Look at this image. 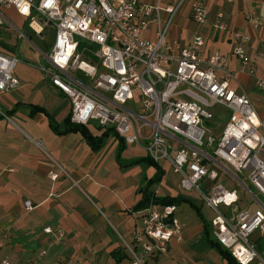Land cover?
<instances>
[{
  "label": "built area",
  "instance_id": "1",
  "mask_svg": "<svg viewBox=\"0 0 264 264\" xmlns=\"http://www.w3.org/2000/svg\"><path fill=\"white\" fill-rule=\"evenodd\" d=\"M184 1L164 8L160 0L154 5L141 0H0V27L2 9L13 8L39 39L53 32L49 67L40 70L69 98L70 121H94L124 143L142 147L154 163H169L180 177L179 189L194 191L214 213L213 241L236 264H264V248L259 247L264 240V119L246 95L229 87L233 73L227 55H207L201 35L189 45L168 36ZM207 1L191 3V18L198 25L208 22ZM246 20L256 30L264 26V17L255 12ZM218 28L227 30V25ZM233 39V54L253 76L245 52L250 37L236 32ZM82 44L96 48L94 63L81 59ZM18 63L17 57L0 52V95L20 86L14 76ZM255 84L264 93V79L256 78ZM222 177L239 183L255 209H235L239 191L227 187ZM25 207L30 210L31 204ZM179 234L174 205L145 209L142 233L135 237L138 248L126 245L129 264L166 254ZM0 264L17 263L5 258Z\"/></svg>",
  "mask_w": 264,
  "mask_h": 264
},
{
  "label": "crops",
  "instance_id": "2",
  "mask_svg": "<svg viewBox=\"0 0 264 264\" xmlns=\"http://www.w3.org/2000/svg\"><path fill=\"white\" fill-rule=\"evenodd\" d=\"M158 1L141 0L149 5ZM160 4L174 7L163 5L162 0ZM206 6L208 22L198 25L191 18L190 4L186 29L176 40L189 45L195 35H201L207 55L215 51L227 55L233 73L229 87L246 95L264 119V93L255 84L256 78L264 79V26L256 30L246 20L250 12L264 17V0H208ZM2 15L0 52L17 57L20 39L30 41L29 32L36 36L15 9H2ZM220 23L227 30H220ZM236 32L250 37L245 52L255 70L253 76L233 54ZM43 50L37 48L46 57ZM29 65L18 63L14 76L20 86L0 95V259L10 260L16 254L17 264H123L125 258L129 264L126 245L136 246L144 210L160 211L165 198L180 200L175 205L180 234L169 242L167 253L172 246L206 232V224L211 228L195 204L181 195L179 184L177 191L156 190L164 184L166 171H173L169 163L159 164L164 172L159 181L147 152L124 143L112 130L98 124L93 130L91 122L84 125L93 140L101 141L96 146L80 132L64 133L69 98L44 76L42 65L36 66L42 75L30 77L34 69ZM37 107L43 111H36ZM182 202L194 208L192 203L202 222L194 224L193 217L179 212ZM238 204L235 209H241ZM47 227L51 233L45 232ZM166 254L149 257L146 264Z\"/></svg>",
  "mask_w": 264,
  "mask_h": 264
},
{
  "label": "rangeland",
  "instance_id": "3",
  "mask_svg": "<svg viewBox=\"0 0 264 264\" xmlns=\"http://www.w3.org/2000/svg\"><path fill=\"white\" fill-rule=\"evenodd\" d=\"M157 1V0H155ZM180 0H162L163 5H172L176 6L177 3ZM191 4V0H185L184 3L179 8L178 12L176 13L173 23L170 27L168 36L170 38L179 39L181 36V32H183L186 29L185 24V15L187 14L189 7ZM9 30L8 33H12L8 25L6 26ZM30 36V41H27L25 39L18 42V48L20 49V52L17 53V57L19 60V63H28L30 64L29 67H32L30 74H28L30 77H37V75H42L40 70L38 69V65H42L45 67H49V62L47 57L44 55H40V53L37 51V48L41 47L45 49L46 45L52 46L55 38L54 33L51 32L47 36H45L44 42L40 41L36 37L32 36L30 32L28 33ZM82 51H85L84 49ZM50 52L46 53L47 55ZM81 59L83 58V54L80 53ZM84 59V58H83ZM34 72V73H33ZM41 73V74H40ZM78 78H83L81 75H77ZM109 96V95H107ZM91 122V128L95 130L94 127H96L97 123ZM96 124V125H95ZM163 166L165 167V163H163ZM228 178L222 177V181H226ZM179 184V177L177 174L173 173L171 170L166 171V176L164 178V184L160 186H156V190L163 191L164 187L171 188L173 190L177 191ZM165 185V186H163ZM163 186V188H161ZM227 187L229 188H236L239 191V195L241 197L240 202L238 206L240 208H246L253 210L255 209V204L250 202L248 194L244 191V189L241 187L239 183L236 181H228ZM181 195L186 197L187 199L191 200L195 206L200 210L201 215L203 216L204 221H206L209 225L211 220L214 217V213L205 205L204 201L194 192H186L182 191ZM260 200H263L259 195H257ZM191 206L186 203L182 202L180 203V207L178 208V211L181 213H184V215H188L189 217H193V222L196 224L197 221L202 222V218L199 217L198 213L194 208H190ZM221 210H226L224 207H221ZM232 211L234 209H231ZM211 227V226H210ZM210 232V239L213 240L212 237V229L209 228ZM15 243L17 242V237H14ZM261 248H264V240H261L260 246ZM4 256L5 253H7V250L4 249ZM18 255L14 254L10 257V260L12 262H20L18 260ZM127 259L124 258L123 264H126ZM147 264H232L229 260L224 258L215 248L211 247L210 244L207 241V234L205 231L201 232L199 235H196L192 239L188 241H183L181 243H178L177 245H174L170 248L169 252L165 256H160L158 260H151L147 262Z\"/></svg>",
  "mask_w": 264,
  "mask_h": 264
},
{
  "label": "trees",
  "instance_id": "4",
  "mask_svg": "<svg viewBox=\"0 0 264 264\" xmlns=\"http://www.w3.org/2000/svg\"><path fill=\"white\" fill-rule=\"evenodd\" d=\"M86 44H82L80 46V48L78 49V53H82L83 54V58L84 60L90 61V62H95L96 60L94 59V53H95V47L94 46H90V45H86ZM86 47L85 51H82L83 48ZM51 50V46L46 45L45 49L43 50L44 53H48ZM36 111H43L42 108H35ZM65 131L64 133H68V132H80L81 134H83L84 136L88 137V139L90 140V143H92L94 146L100 144L101 141H96L93 140L92 136L88 134V131L86 129V127L84 125H77L74 124L70 121V116L66 119L65 122ZM54 130H57V128L54 127ZM123 141V140H122ZM124 142V141H123ZM148 160L158 169V180L160 181L164 175L163 169L156 163H154L150 158H148ZM180 200L179 199H170V198H165L163 199L161 202L164 205H176ZM192 205V207H194L197 211H199L192 203H190ZM206 232H207V241L210 244L211 247L215 248L224 258H226L227 260H229L232 264H236L235 261L233 260V258L231 257V255L229 254V252L223 250L218 244H216L212 239H210L209 235L210 232L208 230V225L206 224ZM114 255H117V253L115 254V252L113 253Z\"/></svg>",
  "mask_w": 264,
  "mask_h": 264
}]
</instances>
